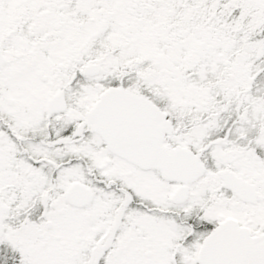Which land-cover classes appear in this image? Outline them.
Here are the masks:
<instances>
[{"label":"snow or ice","instance_id":"1","mask_svg":"<svg viewBox=\"0 0 264 264\" xmlns=\"http://www.w3.org/2000/svg\"><path fill=\"white\" fill-rule=\"evenodd\" d=\"M0 264H264V0H0Z\"/></svg>","mask_w":264,"mask_h":264}]
</instances>
